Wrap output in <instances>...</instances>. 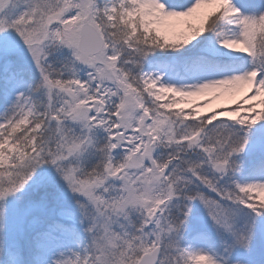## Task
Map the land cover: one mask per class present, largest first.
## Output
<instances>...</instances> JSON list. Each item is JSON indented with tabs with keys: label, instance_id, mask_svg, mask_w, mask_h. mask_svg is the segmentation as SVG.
Instances as JSON below:
<instances>
[{
	"label": "snow or ice",
	"instance_id": "1",
	"mask_svg": "<svg viewBox=\"0 0 264 264\" xmlns=\"http://www.w3.org/2000/svg\"><path fill=\"white\" fill-rule=\"evenodd\" d=\"M0 264H264V0H0Z\"/></svg>",
	"mask_w": 264,
	"mask_h": 264
},
{
	"label": "rangeland",
	"instance_id": "2",
	"mask_svg": "<svg viewBox=\"0 0 264 264\" xmlns=\"http://www.w3.org/2000/svg\"><path fill=\"white\" fill-rule=\"evenodd\" d=\"M209 97H200V98H196V100H202V99H206ZM219 106H230L229 101H227L226 99H222V100H213L212 101V105L210 107H219ZM202 111H207L206 109H202Z\"/></svg>",
	"mask_w": 264,
	"mask_h": 264
}]
</instances>
